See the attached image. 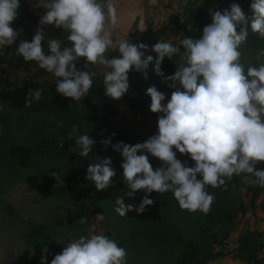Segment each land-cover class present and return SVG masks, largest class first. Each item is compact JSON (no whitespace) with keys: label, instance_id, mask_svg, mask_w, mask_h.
<instances>
[{"label":"clouds","instance_id":"clouds-1","mask_svg":"<svg viewBox=\"0 0 264 264\" xmlns=\"http://www.w3.org/2000/svg\"><path fill=\"white\" fill-rule=\"evenodd\" d=\"M33 7L43 9L44 14L32 40L20 41L15 54L51 74L59 95L79 102L88 96L94 78L100 75L105 95L119 100L129 90V72L141 73L147 79L150 65L172 89L167 101L155 86L147 89L150 111L159 114L157 134L135 145H112L123 158L121 168L129 198L141 190L147 194L170 192L182 211L207 215L216 199L209 187L227 191L234 176H243L245 182L264 188V170L256 168L258 162H264V47L256 50L253 61L245 59L243 50L250 33L264 41V0H253L250 17L237 3L229 10L210 8L211 23L203 27L199 39L184 36L177 44L162 39L150 50L143 42L113 39L118 23L116 0H36ZM19 8L20 0H0V49L13 45L20 35V30L11 26ZM45 26L67 33L66 44L60 38L48 41L47 54L42 44ZM149 51L155 58L146 55ZM110 52L119 55L109 58ZM165 58H175L174 74L165 76L162 71ZM81 59L85 61L83 69L77 67ZM41 99L40 89L29 90L25 108ZM4 107L0 101V110ZM63 127L64 122H57L48 132ZM67 138L74 139L80 157H88L95 144L75 123ZM64 139L57 137L59 148H63ZM101 143L106 150L111 139ZM177 152L189 156L194 166L177 159ZM138 153L150 154L162 166L153 169L148 155ZM52 176L56 177L55 187L63 184L58 173ZM115 176L109 157L92 162L86 179L97 190H104ZM153 203L148 195L138 207L117 199L114 211L120 217L131 211L142 214ZM104 219L96 214L85 229L87 235L67 243L50 264H126V250L119 246L115 234L110 237L106 230L97 231ZM78 222L88 224L89 217L82 216ZM41 249L40 264H48V248L43 244Z\"/></svg>","mask_w":264,"mask_h":264},{"label":"trees","instance_id":"trees-1","mask_svg":"<svg viewBox=\"0 0 264 264\" xmlns=\"http://www.w3.org/2000/svg\"><path fill=\"white\" fill-rule=\"evenodd\" d=\"M252 2L253 0H210L211 8L220 11L229 10L232 3H237L246 17L252 15L250 8ZM38 10L39 12L35 14L28 4L20 0L18 16L12 24L22 27L31 40L39 27V19L44 14L43 9ZM191 16L195 19L194 23L191 25L187 22L184 29L190 32L192 29L189 30V25L193 28L198 21L201 31L197 33L195 39H199L202 36L203 27L211 23V16L209 11L207 14H202L201 11L193 10L186 14V18ZM43 32L44 51H48L47 43L50 39L60 38L62 44L67 43V33H63L62 29L45 26ZM262 47H264V41L257 40L250 33L247 45L243 49L245 59L253 61L256 50ZM151 55L155 58V53ZM175 69V58L173 60L165 58L162 63L165 76L174 74ZM147 76L148 78L145 79L143 74L130 71L129 90L119 100L110 99L105 95L103 79L100 75L94 78L93 87L88 96L79 102L59 95L56 92L54 77L43 78L36 75L26 80L11 97H5L3 101L5 107L0 110V211L16 217L18 215L16 209L4 200L1 194L24 179L33 185L38 178L44 182L40 188L41 193L52 195L63 193L68 203L77 206L81 218L84 216L85 204L74 199L77 191L74 181L86 177L89 165L103 158H111L112 167L116 170L113 180L123 185L125 183L121 168L123 158L120 153L113 150L112 145L118 142L129 145L143 143L158 132L159 114H153L150 111L151 98L146 92L150 86H155L161 92L167 86L161 82V77L155 75L152 65L147 70ZM36 89L41 90L42 99L34 102L31 107L25 108L29 90ZM122 109L138 111V115L142 118L138 121L140 126L130 128L116 123L113 118ZM60 121L64 122V127L50 134L48 129L54 128ZM73 123L80 126L81 133H89L95 141L88 157L78 158L81 161L79 165L69 163V160H73L74 153L79 151L74 139L67 138ZM113 133H115L114 136ZM58 136L65 137L63 148L58 147ZM105 139H111V145L106 150L105 145L101 143ZM140 154L147 153H138ZM147 155L153 169L162 166L157 158ZM177 155L181 156L182 162H187L188 166H194L189 156L178 152ZM256 167L264 170V162H258ZM52 173H58L63 184L55 187L57 181ZM235 182L237 177L234 176L228 182L227 191L211 187L207 189L216 198L207 215L182 211L170 192L147 194L143 190L138 191L140 202L145 195H148V198L154 201L153 205L147 207L142 214L131 211L125 217L116 216L113 223L115 233L107 235L111 237L115 234L114 238L119 246L126 250V264H208L226 255L216 252V247L223 245L239 215L246 212L244 206L239 205L234 199ZM86 192L95 199L93 206L96 211L104 215L106 219L109 218L111 195L107 190H97L92 183L86 187ZM77 227L75 239L81 235H87L81 224ZM36 235L37 233L33 232L32 236ZM37 237L40 242L38 246L43 245L41 241L44 237L41 235ZM263 248L260 233L246 232L241 235L239 248L234 256L242 259L246 264H262L264 263ZM62 250L63 248L60 247H49L48 264L54 255ZM260 254H262L261 258Z\"/></svg>","mask_w":264,"mask_h":264},{"label":"rangeland","instance_id":"rangeland-1","mask_svg":"<svg viewBox=\"0 0 264 264\" xmlns=\"http://www.w3.org/2000/svg\"><path fill=\"white\" fill-rule=\"evenodd\" d=\"M25 3L26 0H22ZM29 6L30 9L35 11V14L39 12L33 5ZM211 8L210 0H190V4L186 7V10H182L180 18L182 22H177L178 29L167 32V35L163 40H171L172 43L177 44L184 36L195 39L199 31L200 26L194 25L190 32L185 31L184 27L187 22L191 25L195 19L191 16L188 19L186 14L189 11H201L202 14H207ZM194 14V13H193ZM187 19V21H186ZM185 20V22H184ZM14 29L20 30V35L24 32L27 33L22 27L11 25ZM19 35V36H20ZM24 35V34H23ZM28 36V35H27ZM160 38H150L152 46L157 43ZM18 43V42H17ZM13 46L4 47L0 49V101H4L5 97L12 96L13 92L17 90L26 80L32 76H41L43 78L53 77L37 71L36 62H26L22 56H17L16 50L18 44ZM152 52H150L151 54ZM83 69V66L78 67ZM99 72V70H97ZM162 92L167 99L171 96V90L168 87H164ZM165 101V103H166ZM141 116L138 115V111H132L129 109H122L113 120L125 125L126 127H138L141 121ZM80 156L74 153L73 160H69L71 165H79L81 161L78 159ZM177 159L181 160L182 157L177 155ZM257 168V167H256ZM257 170H259L257 168ZM44 182L40 179H36V182L32 185L27 180H22L18 185L9 189L7 192L1 194V197L9 202L17 211V216L12 217L0 211V264H39L41 260L42 249L38 246L37 235L44 237L41 242L49 247L64 248L67 243L75 239L77 232V226L79 225L80 215L77 210V206L73 203H68L63 193L56 194H43L40 192V188L44 185ZM92 184L86 177L74 181L76 192L74 199L81 201L85 204L83 208L84 216L89 217V223L82 225L85 229L90 227V224L94 222V216L100 214L96 211L93 204L95 199L86 192V187ZM73 185V184H72ZM107 192L111 195L110 209L108 216L104 221L97 225V231L106 230V234L115 233L113 230V223L116 220V216H119L115 211V201L117 199H123L125 205L139 206L140 196L138 192L134 197L129 198L126 193L129 189L126 183L119 185L112 180L110 186L106 188ZM61 192H63L61 190ZM234 199L240 205L244 206L246 210L245 214H240L236 223L232 226L228 239L223 245L216 247V252L226 254L223 257L233 256L235 252L230 253L227 249H230L239 242L241 237L240 231L241 220L245 219L246 213H250L253 206V201L256 199H262L264 203V188L253 186L244 181L243 176L237 177V182L233 186ZM73 199V197H71ZM33 232H36V236H32ZM87 233V232H86ZM245 234V233H244ZM32 238L30 239V237ZM37 245V246H36ZM228 245L226 248L225 246ZM31 248V249H30ZM34 252V254H33ZM40 253V254H39ZM50 264V262H49Z\"/></svg>","mask_w":264,"mask_h":264},{"label":"crops","instance_id":"crops-1","mask_svg":"<svg viewBox=\"0 0 264 264\" xmlns=\"http://www.w3.org/2000/svg\"><path fill=\"white\" fill-rule=\"evenodd\" d=\"M26 2L29 6H32L31 4H35L36 0H26ZM116 3L118 23L113 31V39L117 42L120 39H128L139 44L145 39L150 41L151 37L163 39L166 37L167 32L178 29L176 18L177 22H182L178 20V17H181L182 10H186L190 0H116ZM22 40L31 41L24 32L17 38L15 43L18 42L19 45ZM47 52L45 51L46 54ZM118 55V52H110L109 58ZM84 63V59H81L77 63V67L83 66ZM36 69L47 74L38 65ZM253 203L251 214L249 215L247 212L245 219L241 220L240 230L242 229V231H240V235L246 232H258L260 233V242L264 246V203L262 199H256ZM262 253H264V248ZM259 257L261 258L262 254ZM208 264H246V262L238 257L228 256L218 258Z\"/></svg>","mask_w":264,"mask_h":264},{"label":"built area","instance_id":"built-area-1","mask_svg":"<svg viewBox=\"0 0 264 264\" xmlns=\"http://www.w3.org/2000/svg\"><path fill=\"white\" fill-rule=\"evenodd\" d=\"M142 42L149 46V50L151 49V47H152V42H151V41H149L148 39H145V40H143ZM140 43H141V42H140ZM150 52H151V51H149L148 53H146V55L150 54ZM227 246H228V245H226L225 247L228 248ZM238 248H239V242L236 243L235 245H233L232 248L227 249V251H229L230 253H232V252H235ZM262 254H263V253H262Z\"/></svg>","mask_w":264,"mask_h":264}]
</instances>
